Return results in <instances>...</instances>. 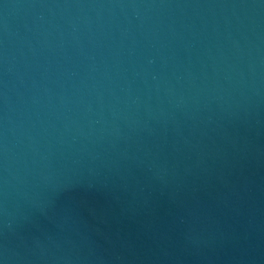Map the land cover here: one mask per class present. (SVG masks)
I'll use <instances>...</instances> for the list:
<instances>
[{"label": "water", "instance_id": "obj_1", "mask_svg": "<svg viewBox=\"0 0 264 264\" xmlns=\"http://www.w3.org/2000/svg\"><path fill=\"white\" fill-rule=\"evenodd\" d=\"M0 264H264V0H0Z\"/></svg>", "mask_w": 264, "mask_h": 264}]
</instances>
